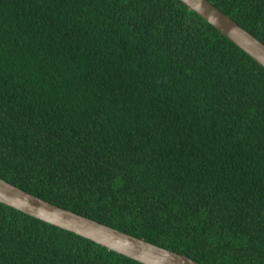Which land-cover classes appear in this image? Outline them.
<instances>
[{"label":"trees","instance_id":"trees-1","mask_svg":"<svg viewBox=\"0 0 264 264\" xmlns=\"http://www.w3.org/2000/svg\"><path fill=\"white\" fill-rule=\"evenodd\" d=\"M264 42V0H209ZM0 177L203 264H264V66L180 0H0ZM0 264H144L0 202Z\"/></svg>","mask_w":264,"mask_h":264},{"label":"water","instance_id":"water-1","mask_svg":"<svg viewBox=\"0 0 264 264\" xmlns=\"http://www.w3.org/2000/svg\"><path fill=\"white\" fill-rule=\"evenodd\" d=\"M264 66V42L209 0H180ZM0 202L144 264H203L96 219L53 204L0 177Z\"/></svg>","mask_w":264,"mask_h":264}]
</instances>
